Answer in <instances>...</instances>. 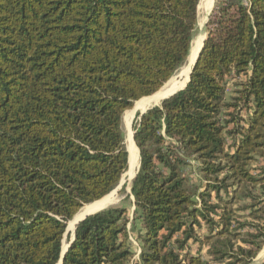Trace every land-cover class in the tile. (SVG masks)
Segmentation results:
<instances>
[{"label": "trees", "instance_id": "obj_1", "mask_svg": "<svg viewBox=\"0 0 264 264\" xmlns=\"http://www.w3.org/2000/svg\"><path fill=\"white\" fill-rule=\"evenodd\" d=\"M198 3L0 0V264L255 258L264 245V0H216L185 86L136 114L132 217L108 207L65 236L85 204L124 179L123 114L186 62Z\"/></svg>", "mask_w": 264, "mask_h": 264}, {"label": "rangeland", "instance_id": "obj_2", "mask_svg": "<svg viewBox=\"0 0 264 264\" xmlns=\"http://www.w3.org/2000/svg\"><path fill=\"white\" fill-rule=\"evenodd\" d=\"M207 1L208 0H206V1L205 0H199L198 6H197V21H196V27H195L194 36L192 38V42L195 41L196 38L198 36H200V35L202 36V40H201L200 44L197 46V48H196L195 55H196L198 49L200 48V46L202 44V41L206 37V27L211 22L210 20L212 19L213 8H214L213 5L215 4L216 0H212L211 4L208 7H206L204 5H206ZM191 57H192V51L190 50V53H189V56H188L186 62L175 71V73L170 77V79L174 78L175 80H179V79H182L184 77L183 71H186V67H189V70H190L191 64H192V62L194 60V58L192 59ZM187 74H188V72H187ZM227 87H228L227 88V90H228L227 92H229L230 89H231V84L229 83ZM160 100H158L156 102H150L148 105L143 106V107H139V108H136L135 107V103H134L133 107L130 110L125 111V113H124V115L122 117V121H121V129H122V133H123V136H124V145H125V147H126V144H127L126 143L127 141L125 139V131H126L127 125L129 124L130 129L132 131H134L133 130V123H134V118H135L136 114L137 113L139 114L140 112H142L147 107H152L153 104L158 103ZM138 164H139V159H138ZM138 164L136 165V167L133 170H130V171L128 170L127 173H126V176L121 181V184L118 185L114 190H112V196H111L110 203L105 208L122 205V206L126 207L127 211L129 212V217L130 218L132 217V214H131V209H132L131 202H132V200L131 199L129 200V199L126 198L127 197L126 196V192H129V188H130L129 187L130 186L129 183L131 181L130 178L133 176L136 168L138 167ZM189 169H191V168H187L186 171H187V173L190 171L189 173H191V176H190L191 181L194 182V183H198V173L196 172V170H193V169L189 170ZM124 184H125V190H122V186ZM129 198H131V196ZM71 221H73V219H71L67 223V229H66V234H65V236L68 234L70 239H71V234L73 232V228L75 226V223L73 224L72 227L70 226ZM136 223H138V221H136ZM137 227H138V224H137V226L135 225L133 230L137 229ZM134 233H136V231H134ZM134 235H132L130 237L131 238V242H132V246H133V251L135 253L133 255L131 261L135 260L137 258L138 253H139V249H138L139 245H138V242L135 240ZM65 236H64V240L62 242L63 243L62 244V250L65 249V246L67 244L66 243L67 242L66 241L67 238H65Z\"/></svg>", "mask_w": 264, "mask_h": 264}, {"label": "bare ground", "instance_id": "obj_3", "mask_svg": "<svg viewBox=\"0 0 264 264\" xmlns=\"http://www.w3.org/2000/svg\"><path fill=\"white\" fill-rule=\"evenodd\" d=\"M211 1L212 0H208L206 5H204V6L208 7L211 4ZM201 40H202V36L200 35L191 44V49L190 50L192 51V57H191L192 59L195 58L194 56H195L196 48L200 44ZM188 70H189V67H186V71H183L184 77H183V79L181 81L174 82V78L170 79L153 95H151L149 97L142 98V99L136 101L135 102V107L139 108V107L146 106L150 102H156V101L160 100L161 98H163L164 96L169 95L175 89H177L178 87H180L181 85L184 84V82H185V80L187 78ZM125 139L127 141L126 142L127 143L126 144V149H127L128 155H129V167L132 169L133 166H136L138 164V152H137V148L135 147V144H134V141H133L132 130L130 129L129 124L126 127ZM111 196H112V191L109 194H107L106 196H104L103 198H101V199H99V200H97L95 202H92V203H89V204H85L81 208V210L78 211L76 213V215H74L73 221H71L70 226L72 227L73 224L75 223V221L78 220L79 218H81L83 215L106 206L110 202Z\"/></svg>", "mask_w": 264, "mask_h": 264}, {"label": "water", "instance_id": "obj_4", "mask_svg": "<svg viewBox=\"0 0 264 264\" xmlns=\"http://www.w3.org/2000/svg\"><path fill=\"white\" fill-rule=\"evenodd\" d=\"M204 39H205V38H204ZM203 42H204V40L202 41V44H201L200 48L198 49V51H197V53H196V55H195V58H194V60H193V62H192V64H191L190 70L188 71L187 78H186V81H185L184 85H183L182 87H180V88H177L176 90H174L173 92H171L169 95L163 97L161 100H163V99H165V98L171 96V95L174 94L176 91L182 89V88L185 86V84L187 83V81H188V79H189V76H190V74H191L192 67H193L194 63L196 62V60L198 59V57H199V55H200V52H201V49H202V46H203ZM161 100H160L158 103L153 104V106H154V105H159L160 102H161ZM148 108H149V107L145 108L142 112L139 113V115H141L142 113H144ZM133 134H134V131H132V137H133ZM128 168H129V155H128ZM138 168H139V166H138ZM138 168L136 169L135 173H134L133 176L130 178V180H132V179L134 178V176H135V174H136ZM126 173H127V172H126ZM125 176H126V174H125ZM120 184H121V182H120ZM120 184H119V185H120ZM113 190H114V189H113ZM99 210H100V209H99ZM99 210H95V211H92V212H90V213H87V214L83 215L81 218H79L78 220L75 221V225H76L79 221H81L82 219H84L87 215L92 214V213H94V212H97V211H99ZM74 228H75V226H74ZM74 228H73V232H74ZM66 229H67V228H66ZM73 232H72V237H71V238H73ZM67 247H68V244H66L65 249L62 250V252H61V257L64 255V252H65V250L67 249ZM60 262H61V259L59 260V262H58L57 264H60Z\"/></svg>", "mask_w": 264, "mask_h": 264}, {"label": "crops", "instance_id": "obj_5", "mask_svg": "<svg viewBox=\"0 0 264 264\" xmlns=\"http://www.w3.org/2000/svg\"><path fill=\"white\" fill-rule=\"evenodd\" d=\"M183 79V78H182ZM182 79H179V80H175L174 79V82H177V81H181ZM186 81V80H185ZM185 83V82H184ZM184 85V84H183ZM183 85H181L180 87H182ZM180 87H178V88H180ZM176 90V89H175ZM165 97V96H164ZM162 99V98H161ZM138 166H139V164H138ZM136 166H133V168L131 169L130 167L128 168V170L130 171V170H133L134 168H135ZM138 168V167H137ZM136 168V169H137ZM127 170V171H128ZM136 171V170H135ZM135 173V172H134ZM132 201H133V198H132V196H131V198H130ZM110 203V202H109ZM109 203L107 204V205H109ZM106 205V206H107ZM106 206H104V207H102V208H99L100 210H102V209H105V207ZM99 209H97V210H99ZM132 210H133V206H132V209H131V214H132ZM130 226L128 225V228H129ZM71 237H72V234H71ZM249 264H264V245L262 246V248L260 249V251L257 253V255L255 256V258H253V260L249 263Z\"/></svg>", "mask_w": 264, "mask_h": 264}, {"label": "built area", "instance_id": "obj_6", "mask_svg": "<svg viewBox=\"0 0 264 264\" xmlns=\"http://www.w3.org/2000/svg\"><path fill=\"white\" fill-rule=\"evenodd\" d=\"M214 6V5H213Z\"/></svg>", "mask_w": 264, "mask_h": 264}]
</instances>
